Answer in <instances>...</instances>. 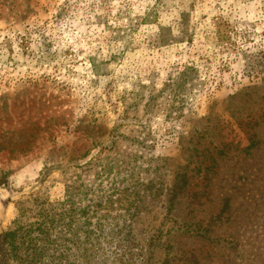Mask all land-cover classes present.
<instances>
[{
    "label": "rangeland",
    "instance_id": "rangeland-1",
    "mask_svg": "<svg viewBox=\"0 0 264 264\" xmlns=\"http://www.w3.org/2000/svg\"><path fill=\"white\" fill-rule=\"evenodd\" d=\"M77 184L87 264H264V0H0V233Z\"/></svg>",
    "mask_w": 264,
    "mask_h": 264
},
{
    "label": "trees",
    "instance_id": "trees-1",
    "mask_svg": "<svg viewBox=\"0 0 264 264\" xmlns=\"http://www.w3.org/2000/svg\"><path fill=\"white\" fill-rule=\"evenodd\" d=\"M80 189V184L71 186L69 194L66 188L65 204H53L43 194L33 195L19 202L18 217L6 231L0 233V264H87L90 257L96 261L103 258L105 253L100 241L88 243L89 247L84 245L86 239L74 244L73 237L78 232L85 234L88 231L86 227H77V221L86 215V211L80 206H73L70 197L73 193L82 195ZM133 194L136 193L129 191L127 197ZM139 198L137 194L133 196L129 208L139 202ZM228 203L227 199L223 202L220 214L228 210ZM99 204L96 203L95 206L99 207ZM87 220L86 218L85 221ZM123 230L124 227L116 229L119 242L111 252L115 254L113 261L116 264H134L132 234L130 230L123 234ZM99 231L101 234L102 230L97 226L94 233ZM75 252L79 258L74 257Z\"/></svg>",
    "mask_w": 264,
    "mask_h": 264
}]
</instances>
